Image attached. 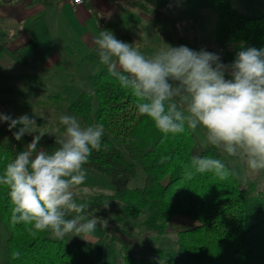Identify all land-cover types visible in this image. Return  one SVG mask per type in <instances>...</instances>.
Listing matches in <instances>:
<instances>
[{
	"label": "trees",
	"instance_id": "16d2710c",
	"mask_svg": "<svg viewBox=\"0 0 264 264\" xmlns=\"http://www.w3.org/2000/svg\"><path fill=\"white\" fill-rule=\"evenodd\" d=\"M185 3L194 10L217 14L216 41L220 47L230 48L222 55L224 63H231L241 46L264 48L263 9L239 12L234 9L233 0ZM149 12L152 19L165 14L158 8ZM104 30L108 26L101 25L99 31ZM72 42L65 51H78L81 60L92 62L98 70L88 76L91 90L82 91L67 110L84 124L104 125L103 147L92 152L84 167L101 173L113 187L111 195H88L90 211H104L109 201H117L120 212L127 217L145 212L143 227L161 235L166 233L173 216L195 222L177 231L176 251L151 247L154 256L149 257L124 252L126 264H264V195H252L250 187L239 185L235 174L226 180L211 173L185 179L184 167L192 156L219 157L228 168L232 167L218 149L197 142L191 130L174 137L162 134L149 117L138 114V98L108 73L93 55L95 50H89L78 39ZM40 145L42 150H51L56 146L55 137L45 134ZM17 152L13 132L6 123H0V169ZM137 165L144 172L142 186L129 187L128 182L137 176ZM7 192L6 187H0V220L9 231L4 244L8 264H81V240L68 242L51 237L48 231L32 234L31 225H12V204ZM111 233L127 250L129 241ZM15 253L20 254L19 258H14ZM93 264H98L95 256Z\"/></svg>",
	"mask_w": 264,
	"mask_h": 264
},
{
	"label": "clouds",
	"instance_id": "9594fccd",
	"mask_svg": "<svg viewBox=\"0 0 264 264\" xmlns=\"http://www.w3.org/2000/svg\"><path fill=\"white\" fill-rule=\"evenodd\" d=\"M164 45L145 55L110 30L94 38L100 64L138 98V114L149 117L162 134L174 137L202 129L209 145L242 159L251 173L264 171V48L241 46L234 60L224 63L220 53ZM0 123L9 131L17 129L16 141L35 134L0 169V187L8 189L12 204V225H31L32 234L48 231L60 240L69 234L88 237L98 225L107 226L90 211L87 189L74 191L86 182L84 166L92 152L103 147V124H83L76 115L61 114L56 146L42 150L40 141L51 133L38 131L35 118L0 113ZM207 173L220 180L234 174L221 158L196 155L183 175L191 180Z\"/></svg>",
	"mask_w": 264,
	"mask_h": 264
},
{
	"label": "rangeland",
	"instance_id": "374dc122",
	"mask_svg": "<svg viewBox=\"0 0 264 264\" xmlns=\"http://www.w3.org/2000/svg\"><path fill=\"white\" fill-rule=\"evenodd\" d=\"M92 2L93 8L88 10L87 18L75 16L68 8L67 11H59V6L54 0H49L46 4L31 3L28 6H24L22 2L6 4L11 5L3 22V25H6L8 58L11 57L19 66H9L7 81L0 82L1 95H4L5 91L8 94V100L0 102V113L11 115L13 118L28 114L30 118L36 119L38 131L51 133L53 137L59 136L62 128L58 124V117L61 114H71L67 110L68 105L82 91L91 90L88 76L98 70V66L88 60H81L79 55H65L63 48L71 38L78 39L83 31H91L98 37L101 25L109 26L117 39L135 44L145 55H151L157 49L166 47L164 43L171 46L185 45L197 51L205 49L220 53L221 56L230 49L220 47L216 41L217 14L212 10H194L185 0ZM39 6L46 8L47 13L39 14L34 19L31 16ZM233 6L239 12H246L247 9L249 12L250 8L264 10V0H233ZM153 8L164 10L165 14L158 19H152L149 10ZM90 49H94L93 55L98 57L94 43ZM50 57H57V62L53 68L47 69L42 62ZM35 66H39V70H35ZM94 107L95 100L92 108ZM16 130L13 129L12 132ZM191 132L197 142L208 144L202 129ZM31 140L32 135L26 134L21 141H17L18 150H24ZM114 141L119 144L117 140ZM222 155L232 167L241 187H250L252 195H264V171L251 173L242 159L229 157L225 153ZM87 173L85 184L74 191L82 193L86 188L87 195L113 193V187L101 173L91 169H87ZM143 179L144 172L137 165V176L128 182V186L140 187ZM92 212L107 221L105 228L98 225L97 231L88 237L72 234L64 237L68 242L81 240V264H93V256L98 264H126L124 252L136 257L154 256L150 252L151 247L176 251L177 231L195 223L180 215L173 216L169 220L166 233L161 235L143 227L145 212L136 217H127L120 212V204L117 201H109L104 211ZM111 232L129 241L127 250L112 237ZM8 236L9 231L0 220V264H8L4 245ZM50 236L54 237L52 234Z\"/></svg>",
	"mask_w": 264,
	"mask_h": 264
},
{
	"label": "crops",
	"instance_id": "0c3cea01",
	"mask_svg": "<svg viewBox=\"0 0 264 264\" xmlns=\"http://www.w3.org/2000/svg\"><path fill=\"white\" fill-rule=\"evenodd\" d=\"M92 1L93 0H84V4L80 5L77 8H73V7H71V5H69L68 3L63 2V1H59V3L57 1H54V2H56V5L59 6L58 7L59 11H62V12L64 10L67 11V8H68V11L70 13H72V14H75V16H78L79 18H82L83 16H85V18H87L86 16H88V10L93 8V2ZM11 2H17V1H10V2H6V3L5 2L0 3V82H3V81L6 82L7 81L6 79H7L8 72H9V66L10 67H15V68H17L19 66L18 64L13 62L11 57L8 58L9 51L7 50L8 41H7V38H6V30H5L6 25H3V22L7 18L6 11L9 9V6H11V5H6V4L11 3ZM31 3H34V2H22V4L24 6H28ZM46 3H44V4H46ZM35 10L36 11H33V15L30 14V15H32L31 17L34 18V19H35V17L39 16V14H42V15L44 14L45 15L47 13L46 8H43L42 6L36 7ZM110 15H112V13H110ZM108 16H109V14H108ZM109 18H110V16L107 18V20H109ZM108 30H110L109 26H108ZM83 32L84 33H82L79 36L78 40L82 41L83 45L85 47H87L89 50H92V49H90V46L94 43V38H96V36H94V34L91 31H83ZM74 39H77V38H74ZM74 39L71 38L70 42L68 44H66V45H71L72 41ZM65 46L63 48L65 55H69V56L79 55L78 51H75L74 54L66 52L65 51ZM79 57H80V55H79ZM56 62H57V57H55L54 59H52L50 57L47 61L44 60L42 62V65H45V66L48 67L47 69H50L51 67L53 68V66H54V64ZM37 65H39V64H37ZM40 68L43 69L41 65H40ZM34 69L35 70H39V66H37V67L35 66ZM1 92H2V90L0 89V102L1 101H7L8 100V98H7L8 94L5 91V94L4 95L2 94L3 95L2 96Z\"/></svg>",
	"mask_w": 264,
	"mask_h": 264
},
{
	"label": "built area",
	"instance_id": "2783aa9c",
	"mask_svg": "<svg viewBox=\"0 0 264 264\" xmlns=\"http://www.w3.org/2000/svg\"><path fill=\"white\" fill-rule=\"evenodd\" d=\"M10 1L32 2L33 0H0V3H3V2L6 3V2H10ZM54 1H57L58 3H59V1L66 2L69 5H71V7H73V8H77L84 3V0H54Z\"/></svg>",
	"mask_w": 264,
	"mask_h": 264
},
{
	"label": "flooded vegetation",
	"instance_id": "af4514ba",
	"mask_svg": "<svg viewBox=\"0 0 264 264\" xmlns=\"http://www.w3.org/2000/svg\"><path fill=\"white\" fill-rule=\"evenodd\" d=\"M83 4H84V3H83ZM83 4H82V5H83Z\"/></svg>",
	"mask_w": 264,
	"mask_h": 264
}]
</instances>
